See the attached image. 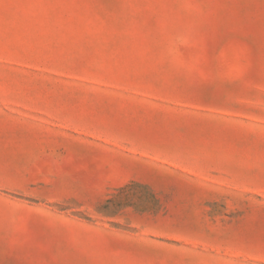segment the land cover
<instances>
[{"label": "rangeland", "instance_id": "1", "mask_svg": "<svg viewBox=\"0 0 264 264\" xmlns=\"http://www.w3.org/2000/svg\"><path fill=\"white\" fill-rule=\"evenodd\" d=\"M0 264H264V0H0Z\"/></svg>", "mask_w": 264, "mask_h": 264}]
</instances>
